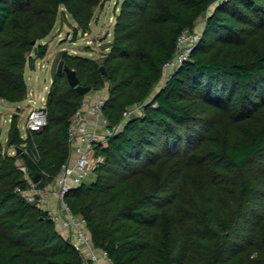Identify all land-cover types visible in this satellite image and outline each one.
I'll list each match as a JSON object with an SVG mask.
<instances>
[{
  "label": "trees",
  "instance_id": "1",
  "mask_svg": "<svg viewBox=\"0 0 264 264\" xmlns=\"http://www.w3.org/2000/svg\"><path fill=\"white\" fill-rule=\"evenodd\" d=\"M104 1L0 0V98H25V66L44 56L46 44L35 43L60 6L88 31ZM187 27L200 39L155 89ZM106 46L98 59L60 56L81 84L104 89L107 124L121 123L95 146L93 177L65 196L83 211L93 243L115 264H264V0H121ZM84 98L54 71L47 122L27 138L40 158L0 153V264H81L49 212L17 190L28 183L17 159L30 176L48 173L39 185L52 179ZM17 118L7 142L19 146Z\"/></svg>",
  "mask_w": 264,
  "mask_h": 264
},
{
  "label": "built area",
  "instance_id": "2",
  "mask_svg": "<svg viewBox=\"0 0 264 264\" xmlns=\"http://www.w3.org/2000/svg\"><path fill=\"white\" fill-rule=\"evenodd\" d=\"M200 35L201 31L197 27H187L178 34L172 57L163 63L161 84L188 59ZM104 99L102 95L93 99L85 97L72 113L67 129L69 157L62 164L60 171L44 185H39L38 181L27 173V166L22 158L17 159L18 166L25 172L28 180L26 187H18L17 190L26 200L49 212L57 229L79 252L81 264H115L106 249L93 243L84 214L74 213L65 198L71 188L87 181L91 176L96 161L93 159L95 146L106 142L107 138L121 127V123L112 126L107 124L108 120L102 110ZM140 106L135 103L131 108L124 110L123 120L139 110ZM46 122V100L42 97L34 101L27 113L25 133L21 134L24 142L19 145L21 151L28 154L34 162L40 158V152L36 145L33 149L27 146V138L30 134L41 131ZM71 153L75 154L73 159ZM42 174L48 175L44 170L41 171ZM50 198H53L55 207L49 201Z\"/></svg>",
  "mask_w": 264,
  "mask_h": 264
},
{
  "label": "rangeland",
  "instance_id": "3",
  "mask_svg": "<svg viewBox=\"0 0 264 264\" xmlns=\"http://www.w3.org/2000/svg\"><path fill=\"white\" fill-rule=\"evenodd\" d=\"M121 0H106L94 8L90 20V30H82L64 6H60L55 23L49 34L37 40L35 46L40 42L46 44L45 54L36 57L33 63L25 66V80L27 93L20 102H11L0 98V153L6 152L16 154V145L7 142L10 121L13 115H17V124L20 135L25 133L24 126L29 109L36 99L44 97L47 101L48 92L52 82V76L56 71L61 52L68 51L73 54L86 55L98 59L107 49L106 44L113 36V25ZM202 15L197 22L201 27L204 19ZM35 52H31L34 55ZM161 82L155 89L159 88ZM101 92L100 90H96ZM99 156L93 155V159ZM21 157L18 158L20 160ZM94 160V161H95ZM93 173L88 178L90 180Z\"/></svg>",
  "mask_w": 264,
  "mask_h": 264
},
{
  "label": "water",
  "instance_id": "4",
  "mask_svg": "<svg viewBox=\"0 0 264 264\" xmlns=\"http://www.w3.org/2000/svg\"><path fill=\"white\" fill-rule=\"evenodd\" d=\"M100 69H101V72L105 71L104 66L102 64L100 65ZM56 70L64 71L68 83L71 86L75 87L76 90H78L80 93L86 94L91 89L89 85H84L80 83L79 78L76 74V70L74 68H71L69 65H67L63 59H60L58 61ZM19 151H21V148L17 146L16 152L18 153ZM40 176H41V172H35L32 177L35 181H38ZM81 213L83 214V211Z\"/></svg>",
  "mask_w": 264,
  "mask_h": 264
},
{
  "label": "crops",
  "instance_id": "5",
  "mask_svg": "<svg viewBox=\"0 0 264 264\" xmlns=\"http://www.w3.org/2000/svg\"><path fill=\"white\" fill-rule=\"evenodd\" d=\"M100 91H101V92L99 93V91H96V90H89V91L85 94V97L90 98V99H93V98H96V97H98V96H100V95L104 96V94H103V93H105V92H104V89H103V90L100 89ZM70 156H71V159H73L74 156H75V154H74V153H71ZM49 201L51 202L52 206L55 207V206H54V200H53V198H50Z\"/></svg>",
  "mask_w": 264,
  "mask_h": 264
}]
</instances>
